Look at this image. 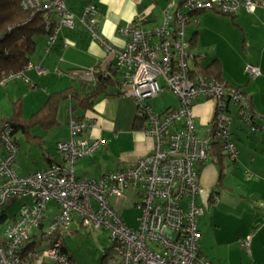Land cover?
<instances>
[{
  "label": "built area",
  "instance_id": "obj_1",
  "mask_svg": "<svg viewBox=\"0 0 264 264\" xmlns=\"http://www.w3.org/2000/svg\"><path fill=\"white\" fill-rule=\"evenodd\" d=\"M178 1L169 0L162 24L148 31L142 29L146 17L136 15L130 26L121 30L127 41L120 50L104 44L96 31V6L86 5L78 16V23L106 46L122 69L120 95L135 101L137 117L145 122L144 133L152 140L151 152L129 167L106 172L95 180H79L75 162L92 157L104 141L84 137L95 126L94 121L86 123L70 116L69 140L56 147L60 160L21 176L15 168L18 147L10 132L4 131L0 135L4 151L0 159V209L11 200H22L23 204L2 230L0 264H21L23 258L32 264H73L62 252L60 239L47 248L39 245V250L34 245L56 234L65 238L80 226L90 232H107L112 251L120 258L119 264H196L198 218L203 209L196 205L195 198L201 192L199 169L209 160L210 144L222 143L227 157L236 159L237 150L230 137V104L250 132L264 131V122H256L251 101L239 88L208 78L199 67L190 66L195 55L190 51L187 27H197L195 15L205 11L228 16L239 11H264V0H181V6ZM21 7L40 9L46 22L51 15L57 17L46 53L62 28L75 26L65 0H22ZM30 69L45 73L40 66L29 64L24 71L3 75L0 84L12 80L29 84L24 73ZM245 71L250 78L260 75L252 64H247ZM92 74L90 70L83 78L91 79ZM163 89L177 97L179 106L155 113L146 101L155 99ZM199 98L214 103L211 128L202 138L196 133L193 113L194 102ZM129 189L139 198L140 214L135 229L125 224L110 203V199L122 198ZM51 203L56 205V212L39 234ZM249 242L250 237H246L242 243L247 251ZM200 264H206V260H200Z\"/></svg>",
  "mask_w": 264,
  "mask_h": 264
},
{
  "label": "crops",
  "instance_id": "obj_2",
  "mask_svg": "<svg viewBox=\"0 0 264 264\" xmlns=\"http://www.w3.org/2000/svg\"><path fill=\"white\" fill-rule=\"evenodd\" d=\"M158 2L159 0H66V7L72 14L78 16L83 12L87 4L96 6L98 10L96 16V31L105 42L104 44L120 50L125 46L127 41V37L122 34L121 30L127 29L136 15L146 17L147 22L142 26V29L145 31L150 30L153 26L162 24L163 17L158 22L157 16L155 15V7ZM233 17L236 18L235 21L243 34L245 58L241 62L230 65L226 63L224 58L217 57L215 60L218 61L221 71L220 81L226 86L240 88L249 97L256 122L262 125L264 122V11L256 10L254 13L239 11ZM195 28L197 29V27ZM194 34L196 42L198 39L197 31L192 33L190 39H192ZM60 37L57 43L55 42L57 48H51L47 53L45 52L47 39L45 36L42 37L43 40L37 45L36 52L32 56L31 63L43 68L45 73L38 74L35 69L27 70L24 73L26 79L29 80V84L23 81L26 85L31 84L32 86H30L32 88L42 87L44 92V96L40 97L38 102L34 104L32 114L42 107L50 94L69 86H77L79 79L91 80L92 78H83L88 71L95 68L105 69L116 65L115 57L108 52L106 46L95 40L82 26L75 28L73 31L63 30ZM195 42H192V44ZM203 60L200 59L202 66L210 64H204ZM247 64H252L257 67L260 75L256 78H250L245 71ZM77 70L86 72L80 75ZM48 78L49 80H46ZM18 86L12 85L2 89L4 91V97H9V93L15 89L18 90ZM166 90L163 89L161 93ZM116 91L119 92V95L101 97L92 110L85 113L83 121L86 123L94 121L95 126L86 132L84 137L90 140L102 139L104 144L92 157L78 159L75 162V175L79 180H84L83 178H89L90 176L93 177L85 180H95L111 170H120L129 167L140 157L151 152L152 140L144 133L145 122L137 117L136 109L133 105L127 103V97L120 95V89ZM63 103L69 108V101H64ZM60 106L57 111L58 125L49 129L47 132H43L38 128L32 130V134L41 137L44 143L39 147L31 141H26V143L38 147L40 155L38 158L28 157L29 160H26L27 171L21 168L22 165L19 163L17 157L15 168L19 175H31L45 169L46 166L51 164V159H60L57 151V157H53V154H50L49 150L44 147L46 143H65L69 140V109L66 108L68 111L65 119V115L63 114L65 113V106L62 110ZM178 106L179 102H177V106L169 105L157 111V113H161L167 109H176ZM193 113L196 133L198 134L199 131L206 135L211 128V121L214 115V103L199 98L194 102ZM228 117L230 120L231 134L235 133L236 135L243 128L249 130L236 116L235 109L234 107L231 108V105L229 107ZM62 125H64V128ZM58 126H60V129L56 131L55 128ZM250 133L252 140L250 143H247L248 151L239 147L235 160H230L226 157L224 161L225 168L234 165L238 167L236 171L239 170L236 173L233 171L229 176H226L223 171L222 179L227 181L226 185H224L222 180L219 181V168L212 163L210 158L200 169L199 182L201 192L199 197L201 199L203 214L198 220L200 236L196 264H200V260L202 259H205L206 263L209 261L204 254L205 250L207 251L208 249L205 247V239L200 232L199 226L200 219L205 215V209L209 211L208 215L211 216V223H213L216 217L218 218L219 213L226 216L228 215L226 213L229 211H239L238 218L247 217V223L235 227L234 232L231 230L228 233L227 245H235L238 247L240 244L242 245L246 237H250L248 251L243 248L246 255L241 251L243 256L240 260L241 263L264 264V131L259 130ZM2 153L3 151L0 147V155ZM235 179H240L238 188H236L237 184ZM218 189H221V191L224 189L228 192L225 199H228L230 203H236L237 201L235 199H229L233 195H238V199L243 200L244 203L238 202L232 209L224 207L222 210H218L221 205L219 197L221 196V192H218ZM125 193L122 198L124 200H131L133 207L137 208L139 204L137 193L130 189ZM132 196L134 198L133 200ZM119 199H116V201ZM55 207V204L54 207H51V213L49 216L47 215V221L56 212ZM227 209L230 210L228 211ZM220 227V224L217 222V229H220ZM207 264L215 263L210 261Z\"/></svg>",
  "mask_w": 264,
  "mask_h": 264
},
{
  "label": "rangeland",
  "instance_id": "obj_3",
  "mask_svg": "<svg viewBox=\"0 0 264 264\" xmlns=\"http://www.w3.org/2000/svg\"><path fill=\"white\" fill-rule=\"evenodd\" d=\"M168 2V0H159V2L157 3L155 7V15L157 16L158 22L163 17L162 12L167 9ZM195 17L199 24L197 26V29L195 27L188 26L186 35L189 40L192 33L196 31L198 32V39L195 42V46L189 42L190 51L192 52V54L197 55L199 58H201V60H203V57L205 56L203 60L204 64H209L217 57H222L224 58L226 63L233 65L234 63L241 62L245 58L243 34L237 22L235 21V17L221 15L214 11H205L202 13H198L195 15ZM42 40V37L35 38L37 45ZM189 64L190 66H193V61H190ZM46 80H49V78ZM159 83L163 84V80L159 79ZM12 85H19L18 90L15 89L11 93H9V97H4V91L2 89ZM30 85H26L21 80H12L4 86L0 85V117L11 116L13 114V104L16 101H20V104L22 105V117L28 118L32 114V108H34V104L38 102L40 97L44 96V92L42 87L32 88V85ZM177 102V97L167 90L159 94L158 98L146 101L148 106H150L151 110L155 113L169 105L177 106ZM127 103L134 106L137 114L138 108L135 101L131 98H127ZM230 105L231 108H233V105ZM64 106L65 113L63 114L65 115L64 117L66 119L68 111L66 108H68V106L65 103H61L60 108L62 110L64 109ZM59 127L60 126L55 128V130H59ZM62 127L64 128V125H62ZM250 134L251 133L246 128H243L242 131L237 132L236 135L235 133L231 134V140L237 151L239 150V147H242L244 150L248 151L247 143H250L252 140V135ZM204 135L205 133L198 131V136L200 138H202ZM16 140L19 145L17 156L18 161L22 165L21 168L24 171H27L28 167L26 166V160H29V156H31L32 158H38L40 155L39 149L35 145L26 143V140L21 134L16 135ZM57 144L58 143L44 144L45 149H48L49 153L53 154V157H57V153L55 150ZM3 154L4 151L2 155H0V159L3 157ZM236 168L238 167L234 165L226 167L223 170L224 174L226 176H229L233 171L235 173L239 172V170L236 171ZM83 177H85V175H83ZM91 177L93 176L83 179H90ZM222 181L224 185H226L227 181L225 179H222ZM239 181L240 179H235V182L237 184L236 188H238ZM218 192H221V196H219L221 205L218 210H222L224 207L232 209L237 205L238 202L244 203L243 200L238 199V195L229 197V199L237 200L236 203H230L228 199H225L226 195H228V192L226 190L223 189V191H221V189H218ZM133 199L134 198L132 196V200ZM110 203L113 204V207L122 217L125 224L128 227L135 229L137 226V218L140 214V210L136 207H133V203L131 202V200H124V198H121L116 201V199L112 198L110 199ZM195 203L196 205L201 207V199L199 196H196ZM21 204V200L11 201L5 207L0 209V213L4 211L8 217H11L16 213ZM51 207H54L53 203L49 205L48 216L51 212ZM227 210L229 211L230 209ZM238 212L229 211L228 213H226L228 214L226 216H223L221 215V213H219L218 218L216 217V219L213 220V223H211V216L208 215L209 211L205 209V215L200 219L199 226L200 232L205 239V247H207L208 249L207 251L205 250L204 253L209 260L207 263H210V261H212L215 264H242L240 261L241 258H243L241 251L244 253V255H246V252L243 249V244H240L238 247L235 245H227L228 233L231 232V230L232 232H234L233 230L235 229V227L244 225L248 221L247 217L238 218ZM48 222L49 219L47 223ZM217 222L221 226L220 229H217ZM65 243L72 257L73 264H119L120 262L119 256L113 252L112 258H108L104 262H102L101 260L103 251L109 249L112 246L109 234L105 231L90 232L87 228H85V226H80L78 231L71 230L70 233H67L65 235ZM39 245L41 246L40 248L45 247L46 241L38 240L37 244L34 245V249L39 250Z\"/></svg>",
  "mask_w": 264,
  "mask_h": 264
},
{
  "label": "trees",
  "instance_id": "obj_4",
  "mask_svg": "<svg viewBox=\"0 0 264 264\" xmlns=\"http://www.w3.org/2000/svg\"><path fill=\"white\" fill-rule=\"evenodd\" d=\"M21 1L22 0H0V79L3 75L24 71L29 64H32L31 59L36 52L37 47L35 38L45 36L47 39L46 41H48L52 31L51 28L58 23V19L55 15H51L46 22L43 17L44 12L40 11V9L24 10L21 7ZM178 3L180 6L182 5L181 0H179ZM69 13L73 16L75 26L72 29L62 28L56 39V43L58 39L61 38L60 36L63 30L73 31L75 28L81 26L76 20L79 15L75 16L70 11ZM195 40L194 34L192 39H189L188 41L192 43L195 42ZM192 45L195 46V43ZM52 48H57L56 44ZM194 57V60H192L194 66L199 67L204 76L213 78L222 83L220 81L221 71L217 60L212 61L207 66H202L199 60L200 58L197 55ZM77 71L80 75H83L86 72L83 70ZM92 71L93 74L91 80L79 79L77 86H69L50 94L42 107L29 118L22 117V105L20 104V101L14 102L13 114L7 118H0V135L4 131L10 132V135L14 138L18 147L16 135L21 134L26 141H31L41 147L44 143L43 139L39 136H34L32 130L38 128L43 132H47L49 129L58 125L57 111L61 103L69 101V117L71 116L77 121H83L85 113L92 110L101 97L119 95V92L116 90L120 89L122 85V71L117 65L105 69L95 68ZM226 157L227 154L225 153L224 145L222 143L212 142L210 144L209 158L212 163L219 168V181H221L223 177V170L225 168L224 161ZM59 160L60 159H51L50 162L57 163ZM17 213L18 210L11 217H8L4 211L0 213V241L4 226L6 223L14 219ZM46 222L47 218L46 221L39 226V234H41L44 227L43 225H45ZM59 239L62 252L68 255L72 260L63 236L60 237L56 234L53 237H46V246L43 248L54 245V242ZM29 249H32L30 245ZM112 252V246L109 249L104 250L101 259L102 262L108 258H112ZM21 264L32 263L23 258ZM43 264L50 263L46 262Z\"/></svg>",
  "mask_w": 264,
  "mask_h": 264
},
{
  "label": "clouds",
  "instance_id": "obj_5",
  "mask_svg": "<svg viewBox=\"0 0 264 264\" xmlns=\"http://www.w3.org/2000/svg\"><path fill=\"white\" fill-rule=\"evenodd\" d=\"M73 262V261H72Z\"/></svg>",
  "mask_w": 264,
  "mask_h": 264
}]
</instances>
